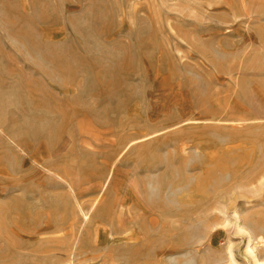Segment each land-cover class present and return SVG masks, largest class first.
I'll list each match as a JSON object with an SVG mask.
<instances>
[{
	"label": "rangeland",
	"instance_id": "1",
	"mask_svg": "<svg viewBox=\"0 0 264 264\" xmlns=\"http://www.w3.org/2000/svg\"><path fill=\"white\" fill-rule=\"evenodd\" d=\"M0 264H264V0H0Z\"/></svg>",
	"mask_w": 264,
	"mask_h": 264
}]
</instances>
